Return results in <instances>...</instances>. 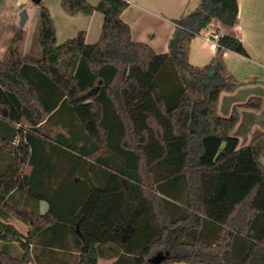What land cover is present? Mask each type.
<instances>
[{"label":"trees","instance_id":"trees-1","mask_svg":"<svg viewBox=\"0 0 264 264\" xmlns=\"http://www.w3.org/2000/svg\"><path fill=\"white\" fill-rule=\"evenodd\" d=\"M60 6L68 16L101 14L98 40L87 44L78 31L57 44L40 2V57L23 53L18 28L0 59V264H264V130L246 146L232 135L238 109L259 110L262 100L217 114L220 95L244 85L223 55L247 53L216 32L210 62L189 63L192 40L212 21L234 26L237 0H201L173 21L164 54L131 40L125 0ZM53 156L67 181L39 215L14 196L32 193Z\"/></svg>","mask_w":264,"mask_h":264},{"label":"crops","instance_id":"crops-1","mask_svg":"<svg viewBox=\"0 0 264 264\" xmlns=\"http://www.w3.org/2000/svg\"><path fill=\"white\" fill-rule=\"evenodd\" d=\"M86 1L91 5H96L100 0ZM125 1L128 2V7L121 13L120 18L129 26L131 40L148 45L157 54L167 52L168 42L175 30L173 21L195 10L201 2V0ZM237 4L238 15L234 26L225 27L216 21H212L206 30H203L199 36L192 40L189 53V63L193 66L196 65L193 59L203 55L205 51L207 52L208 59L211 60L216 50V38L210 39L209 36L216 32L235 37L242 43L247 57L231 51H226L223 55L229 72L238 81L244 83V85L232 93H222L220 95L218 112L221 109L222 114L219 115L221 117H228L234 106L244 103L250 97H257L252 92H248L242 100H237L236 96L263 84L259 81L261 79H259L257 74H264V0H237ZM72 18H76L77 22L81 24L77 28V32L84 31L85 43L94 41L95 39V42L98 40L103 21L101 14L96 12L91 16L78 14ZM12 36L13 34L11 38ZM88 38L91 40H88ZM205 47L209 50L205 49ZM23 53L29 55L25 45ZM35 59L38 58L35 57ZM259 98L262 100V106L259 110L238 109L239 119L232 135L238 139L241 146L248 145L253 134L264 128V124L258 123V117L264 114V98L262 96H259ZM58 132L55 128L51 131L52 134ZM45 151L46 154H50L48 147L45 148ZM31 170V166H26L23 174L29 177ZM73 180L76 182L77 178ZM66 181L65 162L55 156L47 158V162L42 164L40 172L35 173L32 178V184H30L34 186L32 193H26L25 190L17 192L14 196V202L20 205L27 203V208H34L39 215H45L49 208V200L54 196H59L60 193H64ZM7 223L24 236L29 230L27 225L15 218H9ZM60 231L63 236L68 235L65 243L71 245V236L68 234V231L64 229H60ZM16 254H18V251ZM72 254L75 257L78 253L74 250ZM113 261L114 259L103 258L99 259L97 264H111ZM29 264L34 263L31 262Z\"/></svg>","mask_w":264,"mask_h":264},{"label":"rangeland","instance_id":"rangeland-1","mask_svg":"<svg viewBox=\"0 0 264 264\" xmlns=\"http://www.w3.org/2000/svg\"><path fill=\"white\" fill-rule=\"evenodd\" d=\"M41 4L49 11L55 28L57 44H61L64 41L75 37L77 28H79L81 24L77 22L76 18H72L73 16H68L63 12L59 0H41ZM22 10H25L27 13V21L23 27L26 32L24 45L27 48L29 56L33 58L40 57L41 50L37 43L38 5L32 3L30 0H5L0 5V59L10 43L11 35L18 29V15ZM88 40L91 39L88 38ZM95 40L88 41L87 43H93ZM205 49L209 50L207 47H205ZM193 60L196 64L194 66L199 67L207 65L210 61L207 57L206 51L203 55H200ZM257 76H259V79H261L259 81L263 84L256 86V88H252V90L240 93L235 97L237 100H242L248 92H252L257 97L262 96L264 98V74H257ZM195 95L199 96V93H195ZM219 112L217 108V114H222L221 109ZM258 123L261 125L264 124V114L258 117ZM261 131L259 130L256 132L259 133ZM261 161L264 163V158H262Z\"/></svg>","mask_w":264,"mask_h":264},{"label":"water","instance_id":"water-1","mask_svg":"<svg viewBox=\"0 0 264 264\" xmlns=\"http://www.w3.org/2000/svg\"><path fill=\"white\" fill-rule=\"evenodd\" d=\"M32 3L38 5L41 0H30ZM19 21H18V28L23 29L26 21H27V13L25 10L20 11L19 15Z\"/></svg>","mask_w":264,"mask_h":264},{"label":"built area","instance_id":"built-area-1","mask_svg":"<svg viewBox=\"0 0 264 264\" xmlns=\"http://www.w3.org/2000/svg\"><path fill=\"white\" fill-rule=\"evenodd\" d=\"M213 37H214V38H217V35H216L215 33H212V34L209 36L210 39H213ZM215 40H216V39H215ZM17 143H18V140H15L13 144H17Z\"/></svg>","mask_w":264,"mask_h":264}]
</instances>
